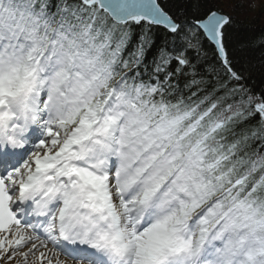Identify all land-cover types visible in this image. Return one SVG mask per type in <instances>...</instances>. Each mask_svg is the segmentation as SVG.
<instances>
[{"label":"snow or ice","instance_id":"1","mask_svg":"<svg viewBox=\"0 0 264 264\" xmlns=\"http://www.w3.org/2000/svg\"><path fill=\"white\" fill-rule=\"evenodd\" d=\"M231 24L211 0H0V264H264V91Z\"/></svg>","mask_w":264,"mask_h":264},{"label":"trees","instance_id":"2","mask_svg":"<svg viewBox=\"0 0 264 264\" xmlns=\"http://www.w3.org/2000/svg\"><path fill=\"white\" fill-rule=\"evenodd\" d=\"M258 7L253 9L250 3L243 0H211V6L232 18L230 28L229 54L236 67L243 71V81L255 92L264 91V0H253ZM173 12L183 11L187 0H167ZM154 45L146 51L145 64H151L157 54L158 47L163 43V32L154 31ZM139 41V29L133 32L123 55L129 57ZM209 59L212 58V45L204 41Z\"/></svg>","mask_w":264,"mask_h":264},{"label":"rangeland","instance_id":"3","mask_svg":"<svg viewBox=\"0 0 264 264\" xmlns=\"http://www.w3.org/2000/svg\"><path fill=\"white\" fill-rule=\"evenodd\" d=\"M243 1L250 3V5L253 9H256L258 7V3L253 1V0H243Z\"/></svg>","mask_w":264,"mask_h":264},{"label":"bare ground","instance_id":"4","mask_svg":"<svg viewBox=\"0 0 264 264\" xmlns=\"http://www.w3.org/2000/svg\"><path fill=\"white\" fill-rule=\"evenodd\" d=\"M10 264H15V261H11Z\"/></svg>","mask_w":264,"mask_h":264},{"label":"water","instance_id":"5","mask_svg":"<svg viewBox=\"0 0 264 264\" xmlns=\"http://www.w3.org/2000/svg\"><path fill=\"white\" fill-rule=\"evenodd\" d=\"M210 42V41H209ZM210 44H211V42H210ZM212 45V44H211ZM213 46V45H212Z\"/></svg>","mask_w":264,"mask_h":264}]
</instances>
